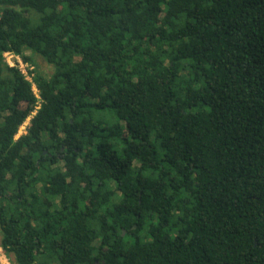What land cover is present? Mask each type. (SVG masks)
<instances>
[{"label": "trees", "instance_id": "16d2710c", "mask_svg": "<svg viewBox=\"0 0 264 264\" xmlns=\"http://www.w3.org/2000/svg\"><path fill=\"white\" fill-rule=\"evenodd\" d=\"M0 248L264 264V0H0Z\"/></svg>", "mask_w": 264, "mask_h": 264}, {"label": "rangeland", "instance_id": "374dc122", "mask_svg": "<svg viewBox=\"0 0 264 264\" xmlns=\"http://www.w3.org/2000/svg\"><path fill=\"white\" fill-rule=\"evenodd\" d=\"M29 54V53H26ZM31 55V54H29ZM33 58V61L35 63L34 65H28L26 68L24 67V74L26 76H28V80L31 81V76L29 75L30 71H34L35 68L39 70L40 73L44 74L45 76H49L52 74L53 72V67L50 66L49 64H47L41 57L37 56V55H31ZM28 119L23 126L20 128L16 138H18L19 136L25 134V129L29 123ZM0 264H11V259L8 258L2 251V249L0 248Z\"/></svg>", "mask_w": 264, "mask_h": 264}, {"label": "built area", "instance_id": "2783aa9c", "mask_svg": "<svg viewBox=\"0 0 264 264\" xmlns=\"http://www.w3.org/2000/svg\"><path fill=\"white\" fill-rule=\"evenodd\" d=\"M4 58H5V62L7 63V65L9 67H14V68H18L20 70V72L26 77V79L28 80V76H26L24 74V67L26 68L28 65L22 63V61L20 60V58L10 54V53H5L4 54ZM29 81V80H28ZM34 93L37 94L35 88H33Z\"/></svg>", "mask_w": 264, "mask_h": 264}]
</instances>
